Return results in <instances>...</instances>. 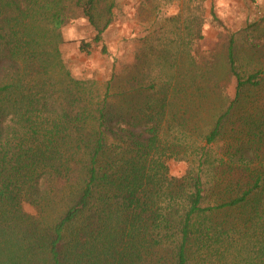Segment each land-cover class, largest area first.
Wrapping results in <instances>:
<instances>
[{
  "label": "trees",
  "instance_id": "obj_1",
  "mask_svg": "<svg viewBox=\"0 0 264 264\" xmlns=\"http://www.w3.org/2000/svg\"><path fill=\"white\" fill-rule=\"evenodd\" d=\"M113 7L0 0V264H264V105L236 116L264 69L239 71L229 32L231 98L209 58L200 87L161 77L118 106L112 78L101 93L60 51L62 27L82 17L94 34L78 51L105 53ZM168 159L186 162L183 175Z\"/></svg>",
  "mask_w": 264,
  "mask_h": 264
},
{
  "label": "rangeland",
  "instance_id": "obj_2",
  "mask_svg": "<svg viewBox=\"0 0 264 264\" xmlns=\"http://www.w3.org/2000/svg\"><path fill=\"white\" fill-rule=\"evenodd\" d=\"M109 1L114 4L113 19L101 35L106 52L102 53L101 44H92L88 54L78 51L77 42L90 41L94 34L82 17L72 18L62 27L64 42L60 51L71 74L96 80L101 93L105 82L112 78L109 94L118 106H129L130 98L140 92L150 93L151 81L161 77L181 81L195 76L193 85L200 87L203 84L199 69L209 58L216 65L215 77L231 98L235 82L220 66L229 32L235 34L239 71L247 75L264 69V0ZM211 12L219 24L212 20ZM201 23L202 38L191 40L189 28ZM243 99L236 116L264 105V81L246 90ZM209 113L202 110L198 114L195 120L199 128L208 125ZM167 166L171 175L181 176L187 164L168 159ZM23 210L30 215L37 212L29 204H24Z\"/></svg>",
  "mask_w": 264,
  "mask_h": 264
}]
</instances>
